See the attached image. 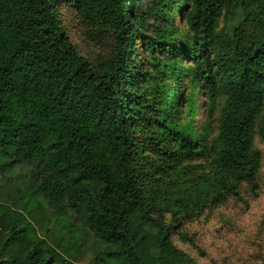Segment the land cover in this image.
I'll use <instances>...</instances> for the list:
<instances>
[{
  "label": "trees",
  "instance_id": "trees-1",
  "mask_svg": "<svg viewBox=\"0 0 264 264\" xmlns=\"http://www.w3.org/2000/svg\"><path fill=\"white\" fill-rule=\"evenodd\" d=\"M256 136L264 0H0V264H199Z\"/></svg>",
  "mask_w": 264,
  "mask_h": 264
},
{
  "label": "rangeland",
  "instance_id": "rangeland-1",
  "mask_svg": "<svg viewBox=\"0 0 264 264\" xmlns=\"http://www.w3.org/2000/svg\"><path fill=\"white\" fill-rule=\"evenodd\" d=\"M240 19V13L236 9L228 25L230 31L236 27ZM67 27L77 49L82 54L88 53L89 49L80 34V29L74 25L71 27L70 24ZM203 101L204 97L199 95L198 107H202ZM196 120L199 123L204 121L202 112ZM255 141L263 156L262 178L257 195L242 192V202L230 200L219 213L213 212L205 225L191 226L197 236L198 245L206 251L207 259L192 253L199 264L220 262L223 258L233 264H264V139L260 140L259 136H256ZM9 189L8 184L0 188L1 203L7 201ZM179 247L188 252L187 247L181 245ZM89 262V259H85L84 264Z\"/></svg>",
  "mask_w": 264,
  "mask_h": 264
}]
</instances>
